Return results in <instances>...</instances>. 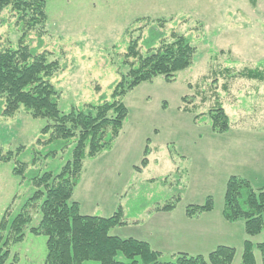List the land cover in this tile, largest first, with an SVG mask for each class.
<instances>
[{
	"label": "rangeland",
	"instance_id": "rangeland-1",
	"mask_svg": "<svg viewBox=\"0 0 264 264\" xmlns=\"http://www.w3.org/2000/svg\"><path fill=\"white\" fill-rule=\"evenodd\" d=\"M46 12V28L28 33L25 44L60 63L52 83L60 93L63 114L102 98L111 100L120 75L128 72L124 59L130 41L142 35L140 51L146 53L142 43L156 33L154 22L140 30L146 22L137 23L139 19L167 20L164 40L171 42L175 32L189 38L197 50L193 65L173 83L158 77L125 95L128 118L120 136L111 150L85 161L73 193L82 215L111 217L121 206L127 225L114 233L150 240L151 227L159 220L154 223V216H147L169 204L175 203L173 213L182 215L189 206L211 198L213 215L221 217L231 177L244 176L254 188L264 186V82L230 81L222 75L224 69L264 70V0H47ZM23 27L10 8L3 11L0 50L17 49ZM216 100L230 118L231 129L225 134L212 128L209 110ZM188 101L199 107L185 111ZM51 123L32 118L24 108L13 117L0 116V152H13L10 162L0 164V223L6 218L10 225L37 191L28 180L31 172L58 175L71 160L73 145L53 158L39 155L43 146L37 142ZM20 163L27 165L25 178L13 174ZM38 211L30 210V227L39 225ZM242 227V221L234 223L230 235L215 233L203 242L199 238L198 245L179 236L168 246L207 257L217 249L212 247L216 242H228L238 251L233 264H240L239 248L247 239ZM262 235L254 241L261 242ZM172 255L164 252L161 261H172ZM256 255L262 264L258 250ZM46 257L47 237L27 230L25 239L11 246L6 264H45Z\"/></svg>",
	"mask_w": 264,
	"mask_h": 264
},
{
	"label": "trees",
	"instance_id": "trees-1",
	"mask_svg": "<svg viewBox=\"0 0 264 264\" xmlns=\"http://www.w3.org/2000/svg\"><path fill=\"white\" fill-rule=\"evenodd\" d=\"M46 6L47 0H0V15L10 8L24 26L18 48L0 50V116L13 117L24 108L32 118L52 122L43 128L42 138L37 142L43 146L39 155L45 159L53 158L73 145L72 157L58 175H40L39 172L28 175L29 182L37 191L10 225L6 218L1 221L0 264L7 263L11 246L22 242L27 230L47 237L45 264H233L236 249L228 246H219L207 257L178 253L172 255V261L162 262L163 254L154 251L148 243L111 234L114 229L127 225L121 206L113 216L104 218L82 215L79 204L72 201L85 161L111 150L120 136L128 118V109L123 102L125 95L158 77L173 83L178 73L193 65L197 50L189 38L173 32L171 42H167L162 32L168 24L167 20H137V23L146 22L140 30L154 22L156 33L142 43L146 53L140 51L142 35L130 41L124 59L128 72L120 73L121 79L114 85L111 100L102 98L98 104H87L63 114L59 109L60 93L52 83L60 71V63L49 61L47 53L32 52L25 44L28 33L46 28ZM160 41V47L154 49L153 46ZM222 72L230 81L264 82V70L260 68H245L240 72L224 69ZM224 88L228 89V84ZM183 101L185 103L187 99ZM184 105L185 111L189 107H199L190 105V102ZM214 105L209 110L212 128L219 134H225L231 129L230 118L220 101L216 100ZM48 135L50 137L44 139ZM12 159L13 152H0V164ZM147 164V159H144L143 167ZM27 170V165L20 163L13 169V174L25 178ZM37 207L41 214L40 223L30 227L33 222L30 210ZM175 207L172 203L160 210L171 211ZM213 208L212 199L208 198L204 205L189 206L186 215L198 216L211 212ZM223 217L229 223L242 221L249 239L264 234V187L256 189L247 179L231 177L226 186ZM249 239L244 243L240 264H257L256 250L260 252L261 263L264 264V240L254 244Z\"/></svg>",
	"mask_w": 264,
	"mask_h": 264
},
{
	"label": "crops",
	"instance_id": "crops-1",
	"mask_svg": "<svg viewBox=\"0 0 264 264\" xmlns=\"http://www.w3.org/2000/svg\"><path fill=\"white\" fill-rule=\"evenodd\" d=\"M238 177L244 178V176H238ZM244 179H247V178L245 177ZM247 180L250 181L249 179H247ZM262 187H264V186H261V187L256 188V189H260ZM173 212H174L173 210H171V211L157 210L156 212H153L147 216V217H149L150 215L154 216V223H156L157 219L159 220L158 224L152 225L153 227H151L152 229H151L150 234H149L150 240L152 241L153 244L151 243L150 240H148L147 238H144V237L139 238V239H135V240L148 243L154 251L162 253V254L164 252H167V253L169 252V253H173V254H175V253L176 254H178V253H188L189 254V253H191V251L189 249L185 250V248H180V247H176V246H173V248H169L168 245H169L170 240L172 238H176V237L181 236V239L184 238L185 240H187V239L189 240V242H187L188 244L191 243V244H197L198 245V243L206 241V239H209L215 233L221 232L223 234L226 233L227 235H230V231H231L230 226L234 225V223H229L224 219L223 213H222L221 217L220 216L215 217L213 215L212 211L198 215V216L188 217L186 215V212H185V214H182V215H176V213H173ZM113 214H112V216H113ZM101 217H104V216H101ZM104 218H108V217H104ZM134 219H136V218H134ZM204 219H206V221L209 222L208 223L209 226L208 225L204 226V224H202V221ZM137 223H138V220L136 219V222H134V224H137ZM242 224H243L242 230L246 234L244 223L242 222ZM119 229H121V227H119ZM220 229H221V231H220ZM111 234L113 236H117V237H120L122 239H134V238L122 237L119 233L118 234L114 233V230L111 232ZM259 236H261V235H259ZM259 236L253 237V239H251V240L254 241L255 238H257ZM262 236H263V240H264V235H262ZM246 237H247V235H246ZM199 238H202L201 239L202 241L198 242ZM181 239H176V240H174V242L175 241H181ZM247 239H249V238L247 237ZM247 239L244 238V240L242 242V246H241V248H239L242 250V253H243L244 243ZM263 240H260V241L262 242ZM192 241H194V242H192ZM254 242L256 244L261 243V242H257V241H254ZM227 243L228 242H216V244H214V245L211 244V245H212V247H214L216 249L219 246L230 245ZM153 245H157V246L154 247ZM174 247H176V248H174ZM228 247H230V246H228ZM168 249H170V250H168ZM181 249H184V250H181ZM237 252L238 251L236 250V254H237ZM255 256H256V262L258 264L256 251H255ZM241 259H242V257H241ZM260 259H261V255H260ZM240 263H241V261H240Z\"/></svg>",
	"mask_w": 264,
	"mask_h": 264
}]
</instances>
